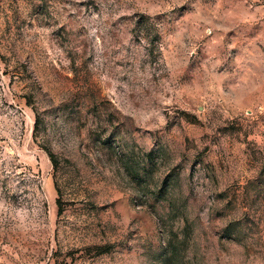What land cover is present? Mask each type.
<instances>
[{"label":"rangeland","instance_id":"rangeland-1","mask_svg":"<svg viewBox=\"0 0 264 264\" xmlns=\"http://www.w3.org/2000/svg\"><path fill=\"white\" fill-rule=\"evenodd\" d=\"M0 264H264V0H0Z\"/></svg>","mask_w":264,"mask_h":264}]
</instances>
